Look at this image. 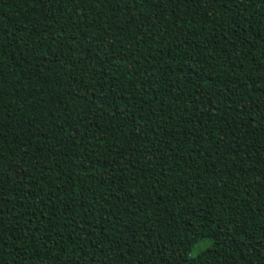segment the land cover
<instances>
[{
  "label": "trees",
  "instance_id": "1",
  "mask_svg": "<svg viewBox=\"0 0 264 264\" xmlns=\"http://www.w3.org/2000/svg\"><path fill=\"white\" fill-rule=\"evenodd\" d=\"M0 264H264V0H0Z\"/></svg>",
  "mask_w": 264,
  "mask_h": 264
},
{
  "label": "rangeland",
  "instance_id": "2",
  "mask_svg": "<svg viewBox=\"0 0 264 264\" xmlns=\"http://www.w3.org/2000/svg\"><path fill=\"white\" fill-rule=\"evenodd\" d=\"M201 249H203V240L198 234H192L182 246V251L187 255H193Z\"/></svg>",
  "mask_w": 264,
  "mask_h": 264
}]
</instances>
